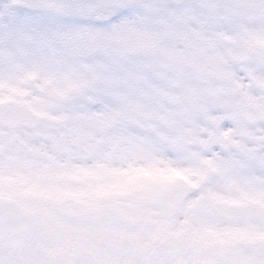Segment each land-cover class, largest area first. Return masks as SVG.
Returning <instances> with one entry per match:
<instances>
[{"label":"snow or ice","instance_id":"snow-or-ice-1","mask_svg":"<svg viewBox=\"0 0 264 264\" xmlns=\"http://www.w3.org/2000/svg\"><path fill=\"white\" fill-rule=\"evenodd\" d=\"M25 76L50 106L0 104V264H264V0H0Z\"/></svg>","mask_w":264,"mask_h":264},{"label":"rangeland","instance_id":"rangeland-1","mask_svg":"<svg viewBox=\"0 0 264 264\" xmlns=\"http://www.w3.org/2000/svg\"><path fill=\"white\" fill-rule=\"evenodd\" d=\"M30 78L25 76L20 79H15L11 82L4 81L0 84V87H3L6 95L0 97V100H17L27 102L35 110L40 107H46L50 105H41L29 92L23 90L24 85L28 82ZM39 115H43L42 111H37ZM144 173H138V175H143ZM106 183L110 190L113 191H129L132 188L131 183L129 182L130 176L127 172H114L108 174L106 177ZM12 187L17 189H22V185L12 184ZM82 242H89L90 238L86 234H80L78 236Z\"/></svg>","mask_w":264,"mask_h":264},{"label":"water","instance_id":"water-1","mask_svg":"<svg viewBox=\"0 0 264 264\" xmlns=\"http://www.w3.org/2000/svg\"><path fill=\"white\" fill-rule=\"evenodd\" d=\"M0 104H3V105L11 104V105L17 106V107L25 110L26 112L31 113L34 117H39L38 114L28 104H26L24 102L7 100V101H0ZM16 123L17 124H27L28 121H26V120H18V121H16Z\"/></svg>","mask_w":264,"mask_h":264}]
</instances>
